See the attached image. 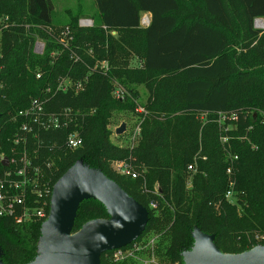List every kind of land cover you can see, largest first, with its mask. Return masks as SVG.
<instances>
[{
	"label": "trees",
	"instance_id": "obj_1",
	"mask_svg": "<svg viewBox=\"0 0 264 264\" xmlns=\"http://www.w3.org/2000/svg\"><path fill=\"white\" fill-rule=\"evenodd\" d=\"M95 4L93 26L81 28L83 9L57 12L51 0H0L5 20L0 25V155L11 159L26 152L42 168L50 180L49 191L43 190L47 216L55 184L75 164L117 183L148 210L144 234L124 252L156 232L168 241L162 253L156 252L159 262L184 264L195 230L214 236L223 254L264 247V31L254 27L257 19L264 20V0ZM144 15H150L146 27ZM58 26L71 31L68 50L60 47ZM38 41L45 44L41 55L34 51ZM131 54L140 60L139 67L129 66ZM102 62L108 63L107 72L93 70ZM63 79L82 81L83 88L58 91ZM116 84L125 98L137 96V86L148 93L141 139L134 147L111 142L112 111L134 110L132 103L114 99ZM35 99L51 114L70 110L73 122L15 144L17 136H24L17 114ZM74 131L82 145L66 149L65 140ZM230 156L238 159L227 175ZM116 162L140 175L119 176L112 169ZM5 171L0 162V175ZM231 189L233 199L227 200ZM35 200L30 196L27 205L42 206L33 205ZM33 214L18 224L23 209L16 206L14 215L0 217L4 264H29L37 258L46 218ZM101 219H109L105 206L86 200L73 232ZM101 264L138 263L133 258L116 261L108 253Z\"/></svg>",
	"mask_w": 264,
	"mask_h": 264
},
{
	"label": "water",
	"instance_id": "obj_2",
	"mask_svg": "<svg viewBox=\"0 0 264 264\" xmlns=\"http://www.w3.org/2000/svg\"><path fill=\"white\" fill-rule=\"evenodd\" d=\"M125 124L116 129L122 135ZM7 166V158L3 162ZM101 202L109 219L93 220L73 232L80 205ZM148 210L101 172L75 164L55 184L50 213L41 227L37 258L29 264H101L103 255L135 243L145 232ZM193 249L184 264H264V247L241 254H223L215 238L199 230L193 233ZM1 252V250H0ZM0 264H4L0 258Z\"/></svg>",
	"mask_w": 264,
	"mask_h": 264
},
{
	"label": "built area",
	"instance_id": "obj_3",
	"mask_svg": "<svg viewBox=\"0 0 264 264\" xmlns=\"http://www.w3.org/2000/svg\"><path fill=\"white\" fill-rule=\"evenodd\" d=\"M150 22V21H149ZM149 22L145 24L149 25ZM93 26L92 20H83L80 22L81 28H90ZM59 43L62 50H68L71 47L72 37L71 31L69 28H65L61 34H59ZM45 50V44H35L34 51L36 54H43ZM53 58L57 56V52L52 53ZM73 59L78 60V57L75 55L72 56ZM100 70L102 72H107L109 70V65L107 62H102L96 64L93 70ZM38 77H40L38 75ZM69 88H74L76 91H79L83 88V82L74 83L70 79H63L59 86L58 91H67ZM114 94L123 99L125 96V91L121 86L117 85L114 89ZM137 113L144 115L146 110L143 107H139L136 110ZM17 117L21 118L22 124L20 127L21 132L24 133L23 137H16L14 143L19 144L20 142L26 143V136L30 135L33 138H37L43 131L48 132L51 130H58L62 126H68L69 123L73 122L72 114L70 110H64L59 114L48 113L45 108V103L40 99H35L31 102L30 106L24 110L18 112ZM221 142L226 144L228 138H221ZM82 145V138L79 135V132L74 131L70 133L65 140V148L74 150L79 148ZM230 154V152H229ZM6 156L3 154L0 155V162L3 165ZM231 165L227 169V175H231L233 170L234 162L238 159L237 156H230ZM7 171L0 175V217L6 215H14L15 207L20 206L23 209V215L16 218L18 224L23 223L24 221L31 218L32 214L38 219L48 218L46 215L47 204L45 199L47 195L43 194V190L48 192L50 180L47 179L43 170L39 166H34L30 157H28L26 152H23L18 158H7ZM49 167V166H48ZM112 169L117 174H122L123 176L130 177L132 179H137L140 175L136 170H134L130 165L126 163L116 162L112 164ZM189 170H193V166H189ZM234 183L230 182V188H233ZM34 196L36 199L33 205L40 204V207H29L27 205V199ZM227 200L233 199L232 189L226 194ZM151 208H157L155 202H151ZM47 216V217H46ZM155 238L151 240L150 247L152 245V253L154 251ZM142 248L138 244L134 246L132 251H122V249L111 252L113 253L114 260H122L124 258H133L137 259L138 251H141ZM108 255V254H107ZM152 260H154L152 258ZM146 264V263H145Z\"/></svg>",
	"mask_w": 264,
	"mask_h": 264
},
{
	"label": "rangeland",
	"instance_id": "obj_4",
	"mask_svg": "<svg viewBox=\"0 0 264 264\" xmlns=\"http://www.w3.org/2000/svg\"><path fill=\"white\" fill-rule=\"evenodd\" d=\"M55 10L57 12H62L66 9H74L79 8L84 10V14L80 15L78 25L80 27V22L83 20H91L90 17L95 13L96 10V4L95 0H51ZM5 20L0 18V25L4 23ZM63 21V19H62ZM150 21V18L148 15H144L142 17L141 23L143 27H146L145 24H147ZM61 26L55 27V31L61 34V32L64 30L60 28ZM254 27L258 30L264 31V20L263 19H257L254 23ZM1 40V36H0ZM38 44H42L41 41L37 42ZM128 62L129 66L131 68H137L140 66V60L136 58L133 54L128 56ZM137 96L134 95H128L126 98L123 99L118 98L114 92L113 97L115 100H121L124 103H129L134 105V110L130 109H115L111 113L110 123H109V129L112 132L111 136V142L118 146H126V147H134L137 146L139 140L141 139V129L143 128L141 125L145 120V116L141 115L136 112V110L139 107H142L147 100V90L143 86H137ZM128 99V100H127ZM222 120V119H221ZM121 124H125L126 130L122 135H116L115 131L117 128L121 126ZM230 129L234 128L232 125L229 127ZM119 176H123L122 174H118ZM160 233H150L143 237L137 244L140 246L141 251H138L137 253V259L135 261L138 264H161L159 262L160 257L157 253H162L166 246H167V239L165 237H160ZM155 238L154 243V251H152V245L150 247V242ZM132 251V250H130ZM157 252V253H156ZM152 258L154 260H152Z\"/></svg>",
	"mask_w": 264,
	"mask_h": 264
},
{
	"label": "crops",
	"instance_id": "obj_5",
	"mask_svg": "<svg viewBox=\"0 0 264 264\" xmlns=\"http://www.w3.org/2000/svg\"><path fill=\"white\" fill-rule=\"evenodd\" d=\"M149 16V18H150V15H148Z\"/></svg>",
	"mask_w": 264,
	"mask_h": 264
}]
</instances>
